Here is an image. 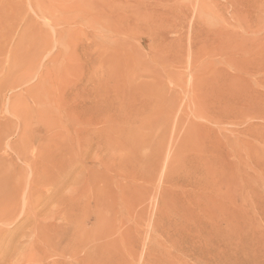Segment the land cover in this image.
Instances as JSON below:
<instances>
[{
  "label": "rangeland",
  "instance_id": "374dc122",
  "mask_svg": "<svg viewBox=\"0 0 264 264\" xmlns=\"http://www.w3.org/2000/svg\"><path fill=\"white\" fill-rule=\"evenodd\" d=\"M143 1L0 0V264H264V0Z\"/></svg>",
  "mask_w": 264,
  "mask_h": 264
},
{
  "label": "bare ground",
  "instance_id": "6f19581e",
  "mask_svg": "<svg viewBox=\"0 0 264 264\" xmlns=\"http://www.w3.org/2000/svg\"><path fill=\"white\" fill-rule=\"evenodd\" d=\"M135 1H136V0H135ZM141 1H142L143 3H145V2H146V1L144 2L143 0H141ZM146 3H149V2H146ZM143 5H144V4H143ZM145 6H146V5H145Z\"/></svg>",
  "mask_w": 264,
  "mask_h": 264
}]
</instances>
